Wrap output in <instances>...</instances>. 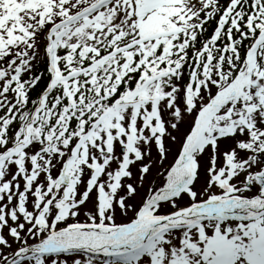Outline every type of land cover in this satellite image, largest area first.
<instances>
[{"label": "snow or ice", "instance_id": "1", "mask_svg": "<svg viewBox=\"0 0 264 264\" xmlns=\"http://www.w3.org/2000/svg\"><path fill=\"white\" fill-rule=\"evenodd\" d=\"M0 264H264V0H0Z\"/></svg>", "mask_w": 264, "mask_h": 264}]
</instances>
